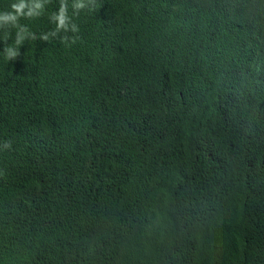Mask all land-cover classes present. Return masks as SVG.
<instances>
[{
	"label": "trees",
	"instance_id": "16d2710c",
	"mask_svg": "<svg viewBox=\"0 0 264 264\" xmlns=\"http://www.w3.org/2000/svg\"><path fill=\"white\" fill-rule=\"evenodd\" d=\"M68 4L0 29V264H264V0Z\"/></svg>",
	"mask_w": 264,
	"mask_h": 264
},
{
	"label": "clouds",
	"instance_id": "9594fccd",
	"mask_svg": "<svg viewBox=\"0 0 264 264\" xmlns=\"http://www.w3.org/2000/svg\"><path fill=\"white\" fill-rule=\"evenodd\" d=\"M50 0H14L10 5V10L0 11V29H15L14 45H8V33H5L3 54L9 61H15L20 56V49L26 40L40 39L48 41L50 38H55L61 33V42L68 44L69 42L75 43L79 38L77 36H68L67 33H77L78 26L73 22L72 15L69 14L68 0H60L59 8L49 16V21L55 25V28L46 33L41 34L39 37L30 29L20 23L22 19H35L42 16L45 12V6ZM96 0H72L71 9L73 15H78L81 10L88 9L89 11L95 10ZM6 148L10 147V143L4 145Z\"/></svg>",
	"mask_w": 264,
	"mask_h": 264
}]
</instances>
